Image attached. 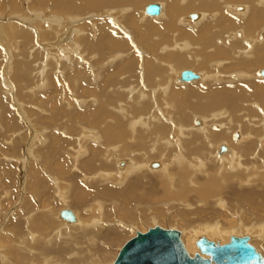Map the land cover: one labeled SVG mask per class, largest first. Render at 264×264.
Returning a JSON list of instances; mask_svg holds the SVG:
<instances>
[{
  "label": "rangeland",
  "instance_id": "rangeland-1",
  "mask_svg": "<svg viewBox=\"0 0 264 264\" xmlns=\"http://www.w3.org/2000/svg\"><path fill=\"white\" fill-rule=\"evenodd\" d=\"M56 1L59 0H0V264H113L121 247L136 235L137 230L144 232L157 224L179 229L185 246L189 232L194 235L204 231L200 226L206 223L218 224L227 230L234 226L232 221H237L235 223L239 225L242 222L244 229L255 226L258 230L264 225V147L261 150L257 149L260 144L252 150L248 145L243 147L242 158L239 154L241 161L237 162L239 166L233 165L234 170L233 166L229 168V174L227 170L218 169L215 172L209 163L214 162L212 156L208 161L203 156L191 158L181 151L185 147L184 141L190 140L195 132L196 118H206L208 130L214 132L224 130L225 125L233 126L230 119L242 123L250 117L256 123L264 118V99H260V94L256 92L257 85L264 84V77L258 74L264 66H253L249 77L235 79L231 73L244 69L229 70L227 66L231 62L228 57L215 55L207 59L202 68L197 69V64L192 63H197L195 55V59H190L194 66L188 69L197 71L200 79L181 83L179 73L187 67L180 69L173 65L176 56H188V50H203L198 44L191 43L193 48L189 46L188 50H182L185 48V40H191L194 35L185 34L187 30L199 32L193 39L203 44L207 40V35L203 34L204 27H209L210 37L214 39L219 36L222 25L214 20L216 18L210 20L213 10L218 17L228 16L239 22L242 19L232 14L228 5L236 3L245 8L248 0H225L228 3L224 0H198L204 1L211 8L202 4L189 8L186 6L178 19L180 24L176 27L177 31H167L165 25H156L157 34L150 37L144 34L153 25H142L150 17L142 16L146 15L143 8L158 1L167 4L166 0H134L133 3L140 6L137 18H140L141 25L125 22L134 6L131 0H123L119 6L111 4L75 11L77 13L73 15L72 10L68 11L66 1L59 5L62 9ZM180 1L179 5H185L184 0ZM188 1L191 3L192 0ZM262 1L260 4L255 0L252 6L261 7L264 15ZM193 12L207 13V20L204 16L201 25H194L199 20L192 21L187 17V14ZM263 15H260V23L256 27L260 32L259 37H244V40L254 42L253 48L264 44ZM159 17L151 18L159 24L166 20V17L163 20ZM50 18L62 19L61 24H53ZM237 25L241 26L231 29L237 31V35H232L235 39L241 38L239 32L245 34L246 26L241 23ZM140 26L142 29H139ZM178 28H182V31ZM202 30L203 35L199 41L197 36ZM161 33L166 35L167 40H161ZM172 37L174 40H171ZM232 37H217L214 43L208 44V48H214L216 44L220 45ZM218 40L221 42L217 43ZM243 43L248 47L246 41ZM161 47L169 49L166 51L174 55V61L167 62L168 57L162 56L165 49ZM256 55L253 54L251 58H256ZM155 71L156 74L147 75V72ZM146 75L151 83L147 82ZM156 77H163L162 82L157 81L159 78ZM241 85L245 86L244 91L247 89L245 92L249 98L244 96L236 110L222 103L219 105L221 108L213 111H227L225 118L215 119V113L210 115L209 112H196L192 106L198 102H212L218 97L217 94H221V90H233ZM192 87L203 88L206 94L198 99L193 98ZM183 96L186 102L189 101V107L182 104ZM181 105L185 110H181ZM155 126L161 127L160 131L156 130L162 132V137L153 131ZM123 127L126 132L121 130ZM162 127L167 129L169 135ZM179 128L182 136H186L185 140L179 136ZM239 129L232 134L230 145L233 150L242 140L243 130ZM238 133L241 137L235 139ZM118 137L125 139L117 141ZM141 141H146L149 146L145 148L147 154L154 155L160 146L165 151L155 155L152 158L154 160L145 162L140 152L139 155L135 154L136 146H139L137 143ZM154 142L158 145L152 147ZM135 156L137 166L143 164L142 170L128 173L125 178H117L116 173L126 170H120L125 166H119L117 161L130 162ZM186 159L185 166L188 165V168L192 163L190 161L195 160L191 169L187 170V173L192 174H182L184 170L180 163ZM152 161L165 166L169 164L171 168L167 175L177 176L176 180L174 175H170L175 182H179L183 176L193 175L194 179L202 183L209 179L210 174H216L214 179H217L218 194L214 192L202 200L196 193V185L192 190L188 188L189 195L183 198L180 196L181 190L177 188L165 190L161 181L159 183L161 178L154 175L164 176V173L157 172L163 167L153 168ZM175 163H179V166ZM227 174L229 177L223 178ZM138 176L144 178V181L133 187L132 183ZM151 187L157 189L152 190ZM125 190L132 192L131 199L135 200L130 210L122 207L119 195ZM142 194L144 197H141ZM176 194L179 197H173ZM63 208L75 211L84 225H67L59 216ZM118 228L120 236L110 240L106 234ZM230 233L231 236L234 232ZM236 233L233 235H253L255 243L252 240V244L263 250L259 243L261 240L257 241L262 234H256L260 236L257 239L251 232ZM202 235L207 236L209 232L200 234V237ZM212 236V239L224 240V236L218 237L217 233Z\"/></svg>",
  "mask_w": 264,
  "mask_h": 264
},
{
  "label": "bare ground",
  "instance_id": "bare-ground-1",
  "mask_svg": "<svg viewBox=\"0 0 264 264\" xmlns=\"http://www.w3.org/2000/svg\"><path fill=\"white\" fill-rule=\"evenodd\" d=\"M62 1H66L67 2V4H66V7L69 9H67L68 11H71L72 12V15L73 14H75V13H77V12H75V11H85L86 9H88V8H96V7H103L104 5H113V4H115V5H118V4H121L122 2H124L123 0H59V1H56V3H57V6L60 8V9H62L63 7L61 6H59L60 4H62ZM97 1H99V2H97ZM126 1H128V0H126ZM130 1V0H129ZM133 1L134 0H131V2L133 3ZM167 1V4H166V2L165 1H163V3H161V2H155V3H159L160 5H161V9H160V12L158 13V14H154V15H151V14H148L147 12H146V7L148 6V5H150V4H148L145 8H143V12L146 14V15H142L143 17H148V16H150L149 18H146L145 20H146V22L144 23V24H142V25H153L152 27H150V30H147V32L144 34L146 37H150L152 34L154 35V34H157V30H158V27L156 26V25H165L164 26V28L168 31V30H176L177 31V29H176V27L180 24L179 23V20H180V14H182V11H183V9H184V7H186L187 6V8H189V7H194V5L195 4H202V5H204V6H207V7H210L211 8V6H209L208 4H206L205 5V3H204V1H198V0H192L191 1V3H189L190 1H188V0H184L183 2V4H185V5H179L180 4V0H166ZM215 1H217V0H215ZM214 1V2H215ZM232 1H244L245 2V0H232ZM218 2V1H217ZM216 2V3H217ZM224 2L225 3H228V2H226L225 0H224ZM253 2H255V0H248V2L246 1L245 3H247L248 4V6L247 7H245L244 8V6H242V5H236V3L235 4H229L228 6H229V11L232 13V14H234V15H238L239 17H240V19H242V20H240L239 22H236L238 19H236V18H230V17H228V16H222V17H218L217 15H216V13H215V10H213V12L211 13V17H210V20H211V18H216V19H214L215 21H217V22H219L220 23V25H222V30H221V32H220V34H219V36H216L214 39H213V37L211 36L210 37V32H209V27H204V33H203V30H202V32L200 31V35L199 36H197V39L200 41L201 40V37H202V35L203 34H205V35H207V40L206 41H204L203 42V44L202 43H199L198 41L196 42V40L195 39H193V38H196V35H198L199 34V32H196V31H194V30H192V31H186L185 32V34H188V35H192V34H194V35H192L191 36V40H185V48H182V46H183V44L181 43V48H182V50H184V51H186V50H188L189 49V46H190V43L191 44H193V45H199L200 47H202L203 48V50H201V51H199V52H197V51H191V50H188V51H190V52H188V51H186L187 52V55L188 56H186L185 54L184 55H180V56H176L175 57V63H173V65L175 66V67H179L180 69L181 68H183V67H187V68H184V69H188L189 67H192L193 68V64H197V65H195V66H198L197 67V69H200V68H202V66H203V63L207 60V59H211V58H214V56L215 55H219V56H226L225 58H229V61L231 62V64H229L228 65V63H227V67L229 68V70H231V69H234V68H243L244 70H241V71H237V72H234V73H231L232 74V76H231V74H230V76L231 77H233V78H239V79H244L245 77H249L250 76V71H251V69H252V67L253 66H256V65H258V66H264V44L263 45H260V46H257L256 48H253L254 46H255V44H253L254 42L253 41H251V40H247V39H245L244 40V37H246V36H249V37H259V31L258 30H256L257 28L256 27H258V24L260 23L259 21H260V15H263V10L261 9V7H258V6H252V3ZM258 2L260 3V4H262V0L260 1V0H258ZM127 3V2H126ZM138 3V2H137ZM179 3V4H178ZM244 3V4H245ZM134 4V6L132 5V8H131V11H130V14L127 16V18L125 19V22H127V24H129V25H141L140 23V18L138 19L137 18V14H138V11H137V9L140 7V6H138L137 4H135V3H133ZM151 4H153V3H151ZM209 4L210 5H212L211 4V1H209ZM65 5V4H64ZM119 6V5H118ZM217 7H218V5H217ZM65 8V7H64ZM219 8V7H218ZM237 10V11H245V9H247L244 13H239V12H236L235 10ZM59 11V10H58ZM64 11H65V9L63 10V13H64ZM60 12H61V10H60ZM75 12V13H74ZM193 13H197V12H193ZM205 13V12H204ZM262 13V14H261ZM57 14V13H56ZM65 14H67V13H65ZM112 14V13H111ZM191 14L192 13H189V14H187V17L188 18H190L192 21H197V20H199V22H197V23H194V25H201L203 22H202V20L204 19V16H205V20H207V13H205V14H203V12L202 13H197L198 14V17L197 18H192L191 17ZM222 14H224V12H222ZM226 15V14H225ZM33 16V15H32ZM43 16V15H42ZM158 16H160L159 18L161 19V20H163L165 17H166V20L165 21H163L161 24H159V23H157V22H155L151 17H158ZM264 16V15H263ZM31 17V16H30ZM232 17V16H231ZM262 17V16H261ZM219 18V19H218ZM148 19H152V20H150V21H147ZM179 19V20H178ZM263 19H264V17H263ZM50 20V22H53V24L55 23V25L57 24V25H60L61 24V20H59V19H57V18H53V19H49ZM67 20V19H66ZM141 20H143L142 18H141ZM74 21V20H73ZM77 21V20H76ZM180 22H182V21H180ZM205 22V21H204ZM238 23H241L242 25H245L246 27H245V29H244V31H245V34L243 35V33L242 32H239V33H241V38H236L235 39V37H232V35H237V31L236 30H232L231 31V29H233V28H235V27H239V26H241V25H237ZM78 25V24H77ZM206 25V24H205ZM163 28V29H164ZM139 29H142L141 28V26L139 27ZM164 29V30H165ZM178 29H180V31H182V28H178ZM190 30V29H189ZM260 30V29H259ZM140 31V30H139ZM144 31V30H143ZM142 32V31H141ZM166 32V31H165ZM164 32V33H165ZM203 33V34H202ZM162 34V33H161ZM170 34H172V33H170ZM175 33H173V35H174ZM179 34V33H178ZM180 35V34H179ZM183 35V34H182ZM227 35H231V39L229 38V40H225L224 41V43H220L221 42V40H218L217 41V43H220V45H218V44H216V46H222V47H218V48H216V46H213L214 48H211V49H209L208 47H210L208 44L210 43V44H212V43H214L213 41L217 38V37H226ZM66 36V35H65ZM162 36V37H161ZM160 36V38H161V40H163V39H166V35H164V34H162ZM205 37V36H204ZM228 37H230V36H228ZM167 38H169L170 39V37H167ZM173 38V39H172ZM171 38V40H174V37H172ZM190 38V37H189ZM62 39V38H61ZM225 38H223V40H224ZM228 39V38H227ZM233 39H235V40H233ZM167 40V39H166ZM244 41H246L249 45H248V47L247 46H245L246 44H244L243 42ZM169 42L170 43H172V42H174V41H170L169 40ZM169 42H167V43H169ZM253 42V43H252ZM263 42H264V39H263ZM155 43H157V42H155ZM154 44V43H153ZM174 44H175V42H174ZM151 45H152V43H151ZM177 45V44H176ZM193 45H191L190 47H192ZM224 46V47H223ZM243 47H246V48H243ZM154 48H155V46H154ZM162 49H165V52H163L164 54H162V56H166V57H168V58H166V60H167V62L169 63V61L171 62V61H174V55L172 54V53H170V54H168L167 53V51H166V49H168L167 47H165V48H163V47H161ZM193 48V47H192ZM201 49V48H200ZM239 49V51H236V50H238ZM153 50V49H152ZM155 50V49H154ZM169 50V49H168ZM198 50V49H197ZM211 51L213 52V53H211ZM184 53V52H183ZM253 54H257L256 55V58H251L252 57V55ZM172 55H173V57H172ZM190 55H193L192 57L190 56ZM195 55H197L196 57H197V63H194L192 60L193 59H195L194 58V56ZM159 58V57H158ZM165 58V57H164ZM161 59V58H160ZM190 59H192V60H190ZM162 60V59H161ZM161 60H160V62H161ZM228 60V59H227ZM191 61H192V63H191ZM215 61V60H214ZM159 62V63H160ZM166 62V63H167ZM217 62H219V60L217 61ZM163 64V63H162ZM223 64H225V63H222L221 65H223ZM150 65V64H149ZM156 65V64H155ZM158 65V64H157ZM160 65V64H159ZM164 65H166V64H164ZM172 65V66H173ZM58 67V66H57ZM226 67V68H227ZM150 68V67H149ZM161 68V67H160ZM148 69V68H147ZM154 69V68H153ZM159 69V68H158ZM172 69H174V68H172ZM264 69V68H263ZM152 70V69H151ZM151 70H149V71H151ZM228 70V69H227ZM235 70V69H234ZM262 69H260V71H261ZM154 71V70H153ZM156 71L158 72V70L156 69ZM156 71H155V73L154 72H147L148 74V76L149 75H152V74H156ZM173 71V70H172ZM181 71V70H180ZM179 71V72H180ZM233 71V70H232ZM260 71H258V74L260 75V76H262V77H264L263 75H261L260 74ZM63 72V71H62ZM146 72V71H145ZM163 72V71H162ZM197 72V71H196ZM178 73V72H177ZM146 75V76H147ZM200 75V74H199ZM202 75V74H201ZM148 76L146 77L147 78V82L148 83H151L152 81L148 78ZM167 76V75H166ZM177 76V75H176ZM211 76H213V75H211ZM216 76V75H215ZM218 76V75H217ZM168 77V76H167ZM179 77H180V73H179ZM228 77V76H227ZM145 78V79H146ZM157 78H159V80H157V81H159V82H162V78H160V77H156V79ZM165 78V77H164ZM120 79V78H119ZM177 79V78H176ZM198 79H200V77L198 78ZM203 79H205V75H204V77H203ZM165 80V79H164ZM167 80V79H166ZM195 80H197V79H195ZM215 80V79H214ZM146 81V80H145ZM150 81V82H149ZM169 81H171L170 79H169ZM173 81V80H172ZM181 81V80H180ZM192 81H194V80H192ZM191 81V82H192ZM201 81V80H200ZM204 81V80H203ZM213 81V80H212ZM167 82V81H166ZM177 82V81H176ZM241 82H243V81H241ZM146 83V82H145ZM178 83V82H177ZM181 83H189V82H183V81H181ZM118 84H119V80H118ZM121 84V83H120ZM124 84V83H123ZM168 84V83H167ZM244 85H245V83H243ZM122 85V84H121ZM172 85V84H171ZM254 85V84H253ZM147 86V85H146ZM258 87V89L256 90V92L257 93H259L260 94V99H264V84H259V85H257ZM164 87V86H163ZM168 87V86H167ZM167 87H165V88H167ZM200 87V86H199ZM199 87H192L191 88V91H192V89H193V91H192V96H195V97H193V98H200V97H203L205 94H206V92H203V88L202 89H198ZM244 87L245 86H243V85H241V86H237V88H234L233 90H229V88H225L224 90H221L220 92H221V94L220 95H218L217 94V96L218 97H216V99H213L212 100V102H209V103H201V102H198V104H196V105H193L192 104V106H193V108H194V110H196V112H204L205 114H208V112H209V114L210 115H212V113H215L214 115V117H215V119H219L220 117L221 118H225V117H227V116H225L226 115V113H227V111H222V110H219V111H215V112H213L214 110H216V109H219V108H221V107H219V105H222V103L223 104H229L230 105V107H231V109L232 110H236L237 109V107H238V102L240 101V100H242V99H244V96H247L246 98H249L248 96V94L244 91ZM120 88V87H119ZM161 88V87H160ZM164 89V88H163ZM162 89V90H163ZM168 89H169V87H168ZM121 90V89H120ZM165 90H167V89H165ZM173 90V89H172ZM174 90H175V88H174ZM188 90H186V92H187ZM173 92V91H172ZM171 92V93H172ZM181 92V91H180ZM179 92V93H180ZM230 93V94H226V93ZM177 92H175L174 94H176ZM185 93V92H184ZM183 93V94H184ZM205 93V94H204ZM212 93H214V92H212ZM191 94V93H190ZM177 95H178V93H177ZM208 95V94H207ZM209 95H210V93H209ZM213 95H215V94H213ZM213 95H212V97H213ZM176 96V95H175ZM258 96V95H257ZM180 97H181V95H180ZM207 97V96H206ZM180 99H182V98H180ZM228 99H230V100H228ZM179 101V100H178ZM182 101H183V103L182 104H184V105H186L187 107H189L188 106V103L187 102H189V101H187L186 102V99L184 98V96H183V99H182ZM213 104V105H212ZM182 106V105H181ZM180 106V107H181ZM182 109L181 110H185L184 108H183V106L181 107ZM258 108L259 109H261L259 106H258ZM178 109V108H177ZM225 110L227 109V108H224ZM211 110H212V112H211ZM261 110H263V109H261ZM160 112V111H159ZM185 111H183V113H184ZM196 112H194V113H196ZM182 113V112H181ZM185 114H187L186 112H185ZM190 116V115H189ZM204 116V115H203ZM182 118H183V115L181 116ZM205 117H207V116H205ZM202 117H200V118H196L195 119V126L197 127H194V130H195V132H193V134L191 135V139L189 140H187L185 137H184V135L182 136V130L180 129V132H179V136L180 137H184L183 138V140H185L184 141V145H185V147H183V149L184 150H181V151H184V152H186L185 154L186 155H189L191 158H194L193 156H198V157H205L207 160L212 156V158H214V162L212 163V162H209L210 163V166L215 170V172H216V170H227L226 172H228V174H229V171H228V169L229 168H231L233 165H235V166H239L238 165V161L240 160V156L242 155V153L244 152V149H243V147H246L247 145L248 146H250V150H252V148H254V146L255 145H257V144H260L261 146H258L257 147V149H259L260 148V150L264 147V129H262V126L261 125H263V127H264V118L260 121V122H256V123H254L255 121H253V119H251L250 117H248V118H246L245 119V122H242V123H240V122H238V121H232V119H230L229 121H230V123L231 124H233V126H227V125H225V131L224 130H222V131H219V132H214V131H210V130H208V128H209V126H208V120L206 119V118H202ZM203 119H204V121H203ZM14 120V119H13ZM83 120V119H82ZM194 120V119H193ZM202 122H204L203 123V125H202ZM210 122V121H209ZM222 122V121H221ZM247 122V123H246ZM253 122V123H252ZM162 124H164V123H162ZM157 125V124H156ZM202 125V126H201ZM115 126V125H114ZM163 126V125H162ZM199 126H201V127H199ZM218 126V125H217ZM240 126V127H239ZM119 127V126H118ZM156 127V126H155ZM165 127H166V125H165ZM165 127H162V129L163 128H165ZM229 127V128H228ZM116 128V127H115ZM161 127H156L155 128V130L156 129H160ZM217 128V127H216ZM231 128V129H230ZM240 128V129H239ZM112 129V128H111ZM118 129V128H117ZM166 129V128H165ZM237 129H239V130H243V136H242V140L239 142V143H237L236 145H235V149L233 150L232 148L233 147H231V145L230 144H232V134H234L236 131L235 130H237ZM122 131H124V132H126V128L124 129V127H123V129H121ZM155 130H153L156 134H158V135H161L162 134V132H158L157 130L155 131ZM161 130V129H160ZM159 130V131H160ZM219 130V129H218ZM235 131V132H234ZM164 132V131H163ZM176 132H178V130H176ZM238 132V131H237ZM120 133H122V132H120ZM165 133V132H164ZM163 133V134H164ZM166 133H168V131H167V129H166ZM165 133V134H166ZM173 133V132H172ZM201 133H203V134H201ZM111 134V133H110ZM118 134V133H117ZM168 135H169V133H168ZM157 136V135H156ZM163 135H161V137H162ZM167 136V135H166ZM189 136V135H188ZM158 137V136H157ZM179 137V138H180ZM235 137V139H240V137H241V134H237L236 136H234ZM120 138H122V137H118V139H116L117 141L118 140H122V141H124L123 139H125V137H123L122 139H120ZM165 138V137H164ZM164 138H162V139H164ZM175 138V137H174ZM177 138V137H176ZM161 139V140H162ZM204 139V140H203ZM115 140V141H116ZM159 140V139H158ZM165 140V139H164ZM175 140V139H174ZM222 140V141H221ZM226 140V141H225ZM121 141V142H122ZM218 141V142H217ZM149 142V141H148ZM161 141H159V143H160ZM163 142V141H162ZM161 142V143H162ZM166 142V141H165ZM164 142V145L166 144ZM169 142V141H168ZM218 143L217 145L215 144V143ZM221 142V143H220ZM170 143V142H169ZM175 143H176V141H175ZM229 143V144H228ZM215 144V146H213ZM116 145H118V144H116ZM137 145H139V146H136L137 147V150H135V154L136 155H139L140 153L144 156V158H145V162H147V161H149V160H154V159H152V158H154V156L155 155H159V154H162V152L163 151H165V150H163V149H161V147L162 146H160L159 148H157V152L156 153H154V155H151V154H147V152H146V150H145V148H148L149 146L147 145V143H146V141H141V142H138L137 143ZM155 145H158V143L157 142H154V145L152 146V147H154ZM169 145V144H168ZM205 145V146H204ZM223 145L226 147V149L225 150H222V147H223ZM166 146V145H165ZM171 146V145H170ZM206 146H208V149H206ZM120 147V146H119ZM172 147V146H171ZM113 148V147H112ZM127 148H129V146L127 147ZM163 148V147H162ZM169 148V147H168ZM136 149V148H135ZM242 149H243V152H242ZM121 150H123V149H121ZM125 150V149H124ZM173 150V149H172ZM255 149H253V151H254ZM170 151H171V148H170ZM180 151V153H182ZM213 151V152H212ZM215 151H216V156L218 157V158H223V159H218L216 156H215ZM253 151H249V153H252ZM124 152V151H123ZM131 152V151H130ZM140 152V153H139ZM127 153H129V152H127ZM123 154V153H122ZM184 154V153H183ZM228 154H230V155H228ZM239 154H240V156H239ZM256 154V153H255ZM122 156V155H121ZM176 157H179V156H176ZM175 157V158H176ZM118 158H121V157H118ZM133 159L130 161V162H128V161H125V162H122V161H120V160H118L117 161V163L119 164V166H122V167H124L123 169H120L119 167L117 168V169H120V170H124L125 168H126V170L124 171V172H121V171H119V174L118 173H116V177L117 178H119V176H122L123 178H125L127 175H128V173L130 174V173H134V172H139L140 170H142L141 168H142V166H143V164H142V166L140 167V166H137V159H135L136 158V156L135 157H132ZM147 158V159H146ZM175 158H173V159H175ZM179 158H181V157H179ZM241 158H242V156H241ZM127 159H130V158H127ZM206 159H204V161L206 160ZM187 160L188 159H186V161L185 160H183L184 162H182L181 161V163L180 164H182L183 166H181L182 168V170H184V172L182 173V174H185V173H187V170L190 168L191 169V167H192V163L195 161H190V162H192L191 163V166L188 168L187 166H185V163H187ZM190 160V159H189ZM177 161H179V159L177 160ZM209 161V160H208ZM241 161V160H240ZM151 162V161H150ZM152 162H155V161H152ZM176 162V161H175ZM190 162L188 161V164H190ZM200 162V161H199ZM106 163V162H105ZM134 163V164H133ZM174 163V162H173ZM59 164V163H58ZM164 164H165V162H164ZM177 166H179L178 164L179 163H175ZM201 164V163H200ZM205 164H208L207 162L205 163ZM215 164H219L221 167L220 168H218ZM237 164V165H236ZM128 165V166H127ZM147 165V164H146ZM153 165V164H152ZM196 165V164H195ZM98 166H100V165H98ZM149 166V165H148ZM163 167V169L162 170H160V171H157V172H162V173H164L165 175L164 176H160V175H156V173L154 174L155 176H158V177H160L161 178V180H159V183H160V181H161V185L165 188V190H170L171 188L172 189H175V188H177V189H179V190H181L180 191V196L183 198L185 195H187L188 193V188H189V190H192V189H194L193 187L196 185V186H198L197 188H195L196 189V193L198 194V196L200 197V199H202V200H205V199H207L210 195H212L214 192H217V190H218V188L219 187H216V181H217V179H214V177L216 176V174H210V177H209V179L208 180H205V182H202V183H200V182H198L197 181V179H194L193 178V175H192V177L191 176H189V177H187V176H183V177H181V180L179 181V182H175V180L173 179L174 177L176 178L177 176H175L174 174H170V175H174V177L172 176H170V175H167V173H168V170H170V165L169 164H166V166L165 165H163V164H160L159 163V167ZM176 166V167H177ZM198 166H200V165H198ZM150 167V166H149ZM153 167V166H152ZM158 167V168H159ZM202 167V166H201ZM244 167H246V165L244 166ZM243 166H242V168L245 170V168H244ZM49 168V167H48ZM146 168H148L147 166H146ZM153 168H155V167H153ZM178 168H180V167H178ZM207 168H208V166H207ZM240 167H238V169H239ZM155 169H157V168H155ZM173 169V168H172ZM171 169V170H172ZM232 169L234 170V166L232 167ZM237 169V170H238ZM180 170V169H179ZM230 171H231V169H229ZM133 171V172H132ZM155 171V170H154ZM178 171V170H177ZM177 171H175V173H177ZM201 171V170H200ZM179 172V171H178ZM198 172V171H197ZM210 172H212V171H210ZM220 172V171H219ZM224 172V171H223ZM223 172H221V173H223ZM153 173V172H152ZM214 173V172H213ZM140 174V173H139ZM187 174H192V172H188ZM225 175V177H223V178H226V177H229V175ZM177 175V174H176ZM208 175V174H207ZM240 175V174H239ZM250 175H252V173H250ZM246 176V175H245ZM158 177H156V179L158 178ZM96 178V177H95ZM103 178V177H102ZM98 179V178H97ZM120 179V178H119ZM142 179H144V178H139V176H138V178L137 179H135V182H133L132 184H133V187H135L136 185L135 184H137V183H142V181H144V180H142ZM159 179V178H158ZM176 180H177V178H176ZM149 182V181H148ZM144 183V182H143ZM191 183H193L192 185H191ZM155 185V184H154ZM181 186H182V188H181ZM218 186V185H217ZM221 187V186H220ZM84 189V188H83ZM133 189V188H132ZM151 189L153 190V189H157V188H155V187H151ZM161 189V188H160ZM135 190V189H134ZM139 191V190H138ZM169 192V191H168ZM174 192V191H173ZM130 193H132V192H130ZM129 193V191H122V192H120L119 193V195H120V198H121V200H122V202H123V205H122V207L124 208V209H131L132 208V203L133 202H135V200H133V199H131V195L132 194H130ZM172 193V192H171ZM186 193V194H185ZM139 194V193H138ZM144 194V193H143ZM143 194L141 195V197H144L143 196ZM217 194H218V192H217ZM140 195V194H139ZM189 195V194H188ZM215 196V195H214ZM213 196V197H214ZM118 197V196H117ZM140 197V198H141ZM146 197H147V195H146ZM173 197H179V195H174ZM217 198H218V196H217ZM176 199H178V198H176ZM215 200V199H214ZM118 201V200H117ZM180 201H184V199H180ZM188 202V201H187ZM140 203V202H139ZM221 203V202H220ZM117 204H118V202H117ZM131 206V207H130ZM100 207V206H99ZM114 207V206H113ZM130 207V208H129ZM64 209V208H63ZM62 210V209H61ZM60 210V211H61ZM125 210V211H126ZM74 213H75V215H76V217H77V220L75 221V222H72V223H70V222H67L65 219V223L67 224V225H73V224H77V223H79V224H81V225H79L78 227H81L82 225H84V222L82 223V219L77 215V213L75 212V211H73ZM128 212V211H127ZM134 212V211H133ZM60 213V212H59ZM119 213V212H118ZM128 214V213H127ZM130 214V213H129ZM125 215V214H124ZM101 216V215H100ZM61 218V217H60ZM235 222H237V221H235ZM234 221H232L231 222V224H233L234 226L232 227V228H230V230H227V229H223L222 227H220L218 224H211V223H206V224H203V225H201L200 226V228L201 229H203L204 231H201V232H199V233H195L194 235H191L192 233H190L189 232V235H187L186 236V246L185 247H187L188 248V253L190 252L192 255H194V253L195 252H197V251H199V248L197 247V245H196V241H197V239H199V237H200V234H202V233H205V232H209V235H207L206 237L208 238V239H211V240H214L215 242H219V243H226V242H228L229 241V239H230V232H234V233H236V232H251V233H253V234H255V236H257V235H259V234H262L263 235V237H262V235H260L259 237L257 236V241H259V240H261L259 243H260V245H261V247H262V249L264 250V225H261L260 227H259V229L257 230L256 229V227L255 226H252V227H248V228H246V229H244V225H243V223L241 222V224L239 225V223L237 224V223H235ZM239 222V221H238ZM73 226H75V225H73ZM148 228V227H147ZM85 229H87V228H85ZM84 229V230H85ZM119 229V228H118ZM132 229V228H131ZM149 229V228H148ZM147 229V230H148ZM250 229V230H249ZM83 230V229H82ZM194 230H196V229H194ZM90 231V230H89ZM118 231H119V233H118ZM91 232V231H90ZM145 232V231H144ZM197 232V231H196ZM83 233V232H82ZM87 233V232H86ZM214 233H217V235H218V237H220L219 235H221V237L222 236H224L223 238H224V240H223V242H222V240H218V238L217 239H212V237H214V236H212V234H214ZM234 233H232V235L234 234ZM239 233H236V234H239ZM120 234H121V232H120V229L119 230H117V229H112V230H110L109 231V233H107L106 234V236L108 237V238H110V240L111 239H113V238H116V237H118V236H120ZM241 234V233H240ZM246 234H248V233H246ZM257 234V235H256ZM244 235V234H243ZM202 236H204V235H202ZM201 236V237H202ZM241 236V235H240ZM249 236H250V243H252V240L254 241V243H255V239H252V236H251V234H249ZM181 238H182V234H181ZM183 241V240H182ZM256 241V242H257ZM184 243V242H183ZM194 244H195V246L198 248V250H197V248L194 246ZM185 245V244H184ZM255 246V245H254ZM256 247V246H255ZM186 248V249H187ZM258 248V247H257ZM259 250V249H258ZM263 250H261L260 249V251L262 252V254L264 255V251ZM189 253V254H190ZM190 254V255H191ZM191 255V256H192ZM206 256V255H205ZM207 257V256H206ZM113 263V262H112Z\"/></svg>",
  "mask_w": 264,
  "mask_h": 264
},
{
  "label": "water",
  "instance_id": "water-1",
  "mask_svg": "<svg viewBox=\"0 0 264 264\" xmlns=\"http://www.w3.org/2000/svg\"><path fill=\"white\" fill-rule=\"evenodd\" d=\"M160 9L159 3H153L146 7V12L154 15ZM191 17L197 18L198 14L192 13ZM260 74L264 76V69ZM199 77L193 69H184L179 80L190 82ZM225 149L223 145L222 150ZM152 166L158 167L159 162H154ZM59 216L70 223L77 220L70 208L62 209ZM196 245L199 251L191 256L179 229L157 224L145 232L137 230L136 235L121 247L113 264H264V255L250 243L249 235H231L230 240L223 244L202 236Z\"/></svg>",
  "mask_w": 264,
  "mask_h": 264
}]
</instances>
